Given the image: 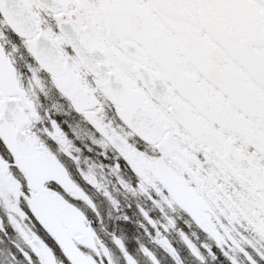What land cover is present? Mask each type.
Masks as SVG:
<instances>
[{
	"label": "snow or ice",
	"instance_id": "6c2138e0",
	"mask_svg": "<svg viewBox=\"0 0 264 264\" xmlns=\"http://www.w3.org/2000/svg\"><path fill=\"white\" fill-rule=\"evenodd\" d=\"M0 264H264V0H0Z\"/></svg>",
	"mask_w": 264,
	"mask_h": 264
}]
</instances>
